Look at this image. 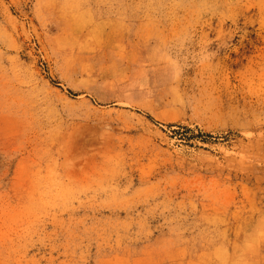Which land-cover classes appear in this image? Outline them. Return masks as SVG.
<instances>
[{
  "label": "rangeland",
  "instance_id": "obj_1",
  "mask_svg": "<svg viewBox=\"0 0 264 264\" xmlns=\"http://www.w3.org/2000/svg\"><path fill=\"white\" fill-rule=\"evenodd\" d=\"M0 264H264V0H0Z\"/></svg>",
  "mask_w": 264,
  "mask_h": 264
}]
</instances>
